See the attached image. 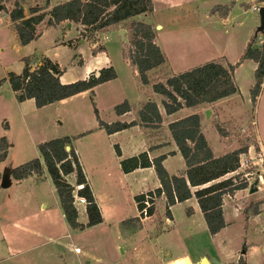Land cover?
<instances>
[{"label":"rangeland","instance_id":"obj_1","mask_svg":"<svg viewBox=\"0 0 264 264\" xmlns=\"http://www.w3.org/2000/svg\"><path fill=\"white\" fill-rule=\"evenodd\" d=\"M14 1L0 0V137L5 136L9 143L7 157L0 162V260H4L1 264H166L183 254L190 255L194 264H237L241 256L246 264H264V189L250 193L248 187L237 191L236 197L224 195L229 226L212 235L201 211H187L192 208V203L171 206L173 223L169 224L163 196L155 198V213L142 217L141 229L124 232L121 222L140 215V211L132 192L120 178L114 154L109 150L104 151V166L110 171L109 175L105 172L92 174L85 162L104 213L103 222L97 225L83 229L68 225L47 172L42 173V177L32 175L20 181L12 177L11 185L2 187L6 169L40 156L39 143L76 134L97 124L91 96L100 107L101 116L109 121L115 103L124 98L131 102L145 101V91L147 87L151 88L138 80L124 56L130 37L128 23L107 32L90 34L84 33L85 27L78 23L62 22L44 28L38 38L21 45L9 16ZM64 1L50 0V5ZM152 2L153 11L141 18L153 25L155 41L167 58L163 66L150 73L152 83L165 81L169 75L208 61L223 63L221 59H227L235 63L252 37L258 36L257 45L263 39V34L256 32L260 15L253 6H263L264 0ZM227 3L231 4L228 15L220 16L215 7ZM36 4L45 12L51 7H46V0H23L26 16H30V9ZM121 29H124V38ZM101 46L106 47L105 54L94 55L93 49ZM24 57L31 58L32 68H36L44 57L58 62L64 70L63 79L70 81L87 77L99 65H110L106 63L109 58L118 76L98 85L94 88L95 93L86 90L37 107L32 98L19 100L8 82L10 72L21 73L23 70ZM255 67L253 60L245 59L235 68L234 80L239 88L236 94L181 111L182 115L196 112V109L200 112L202 131L217 156L251 144L252 151L241 155L249 164L240 165L234 172L240 177L249 172L250 181L258 169L264 173V83L253 104L250 89L254 84ZM207 109L210 113H206ZM217 122L230 132L228 142L221 139L215 127ZM97 134H87L76 141V149L85 161L89 139ZM116 140L122 146L128 143L125 133ZM184 166L181 155L167 162L168 170L173 173ZM68 179L74 182L72 176ZM83 206L77 204L78 219L85 223L87 217ZM256 208L259 214L254 213ZM253 215L261 217L255 230L250 228ZM244 249L246 254L242 252ZM174 262L182 263L183 258Z\"/></svg>","mask_w":264,"mask_h":264},{"label":"trees","instance_id":"obj_2","mask_svg":"<svg viewBox=\"0 0 264 264\" xmlns=\"http://www.w3.org/2000/svg\"><path fill=\"white\" fill-rule=\"evenodd\" d=\"M22 1L15 0L9 11L10 20L21 45L38 38L44 28L62 22L78 23L85 27L84 33L88 31L90 34L97 31L107 32L120 24L128 23L130 37L124 56L142 84H152L154 92L165 96L162 104L167 114L175 113L184 107L210 104L236 94L239 88L234 80V71L245 59H251L256 63L254 84L250 89L253 104L256 103L261 92L264 83V33L259 45L256 44L257 35L250 39L243 54L235 63L208 61L189 70L169 75L165 81L152 83L150 72L163 66L167 61L165 53L155 41L156 31L153 25L141 18L153 11L152 0H66L51 6L47 12L42 6L36 4L30 9V16L25 15ZM48 6H50V0H46V7ZM216 9L220 16L225 17L231 9V4H219L215 7ZM105 50L106 47L101 46L94 48L93 53L96 55ZM23 60L24 68L21 73L10 72L8 82L19 100L32 98L37 107H43L86 90L93 92L96 86L118 76L114 66L109 65L100 68L97 72H90L83 79L64 83L60 78L64 70L58 62L44 57L36 68H32L30 57H24ZM91 100L98 128L104 129L108 134L136 124L155 129L161 127L162 116L155 101L149 100L142 104L137 111L138 121L106 122L101 118L93 96ZM131 110L132 105L127 99L114 106V111L118 115ZM215 127L223 141L228 142L230 132L220 122L215 123ZM169 130L185 161V168L177 174H170L164 165L166 154L150 158L148 152L143 151L137 155L122 158L120 165L124 173L132 172L137 168L153 167L160 186L153 191L148 190L134 197L140 215L123 220L121 228L124 232L141 229L142 217L152 216L155 213L154 203L157 197H165L166 213L170 217L171 206L185 202L194 195L208 230L214 235L228 225L223 211L224 195H234L237 191L249 187L248 181L241 179L238 173L225 176L240 167L241 155L248 152L251 144H245L217 156L202 131L199 113L171 122ZM90 131L54 137L41 142L38 145L39 157L11 168L12 177L18 181L32 175L40 176L46 169L58 193L64 217L72 228L83 229L103 221L100 207L74 145L77 138ZM8 146L7 138L0 137V162L6 159ZM257 149L259 150L258 147ZM115 151L118 156H121V150L117 144ZM71 176L74 182L69 181L68 178ZM79 184H83V187L77 190L76 186ZM193 187L198 188L193 191ZM154 192L155 198H150L151 205L147 209V214L144 215L141 211L145 206L146 195L152 197ZM76 196L84 197L86 200L84 205L87 221L85 223L78 219L80 213L75 203ZM187 211H192V208H188ZM256 212H258L257 208L254 210V213ZM242 252L245 254L246 250ZM237 264H246L243 256Z\"/></svg>","mask_w":264,"mask_h":264},{"label":"crops","instance_id":"obj_3","mask_svg":"<svg viewBox=\"0 0 264 264\" xmlns=\"http://www.w3.org/2000/svg\"><path fill=\"white\" fill-rule=\"evenodd\" d=\"M50 6H52V5H50ZM105 52H106V50L102 51L101 53H98V55L99 54H105ZM221 60H224L223 61L224 64L231 63V62L227 61V59L226 60L225 59H221ZM106 63L111 65V60L109 58H106ZM106 66H109V65H106ZM102 67H104V66H102ZM102 67H101V65H99L98 68L93 70V71L97 72ZM90 72H92V70ZM62 76L63 75H61V77H60L62 82H64V83L71 82L70 80L63 79ZM108 82H105L103 84H106ZM148 85H151V88L149 89L147 87L148 90H147V92L145 91V93L147 95V99L145 101H139L138 100V102H131V101L128 100V98H124L123 100L127 99L131 103L132 110L128 111L126 113H123L121 115H118V114L115 113V111H114V106L116 104L115 103L113 105L114 114L111 115L110 119H108L109 121L105 120L101 116L100 107H97V108H98V111H99V114H100L101 118L104 121H106V122H113V121H118V120L119 121H123V122H131L133 120L138 121L137 120L138 119V116H137L138 109L142 106V104L144 102L152 100V101H155L157 103L159 111H160L161 116H162V123H161V127L160 128L155 129V128L143 126L141 124H136V125H133V126H131L129 128H126V129H123V130L108 134L104 129L98 128V122L96 120L97 124L95 126H92L90 128L84 129V130H82L79 133L72 134V135H77V134H80V133H84V132H86L88 130H91L90 132L82 135L81 137L77 138L74 141V145H75V148H76V141L78 139H81L83 136H87V134L93 135L94 133H98L97 134L98 136L96 135L93 138L89 139V145L90 146H88V148H87V154L88 155L85 157L86 161L82 157L81 153L79 151H77V149H76V151L78 153L80 162H81V164L83 166V169L85 171V174L87 176L88 182H89V184L91 186V189H92V191L94 193L96 201H97V203H98V205L100 207L102 215L104 213H103V210H102L101 205L99 203L98 193L96 191L95 184L91 180V177H90L89 172H88V167H87L85 162H88L89 170H90V172L92 174H94V173L96 174L97 172H100V173L101 172H105V173H107V175H109L110 171L108 169H105V166H104V161H105V157H106V156H104V151L105 150H109L111 153L114 154V160L116 162L117 167L119 168V176H120V178L123 180V182H125L127 188L132 192V195L134 197L137 194L142 193L145 190L146 191L155 190L156 188H158L160 186V182H159V180H158V178L156 176V173H155L153 167L137 168V169H135L132 172L124 173L122 171V169H121L120 160L122 158H127V157H130V156L137 155V154H139V153H141L143 151H147L150 158H153V157H156V156H159V155H162V154H166V158L164 160V165H165L166 169L168 170L167 162L169 161V159L177 157L178 155H181L180 152L178 151L177 145H176V143H175V141H174V139H173V137H172V135L170 133L169 124L171 122L175 121V120H178L180 118H183V117H185L187 115H190V114H193V113H199L200 114V112L196 109V112H192V113H188L186 115H182L181 111L185 107L180 109V110H178V111H176L175 113L167 114L165 109H164V106L162 104V102H163V100L165 98L159 97V95H161V94L156 93V92L153 91L152 84H148ZM148 85H145V86H148ZM96 88H97V86L95 87V89ZM94 93H95V91H94ZM156 98H158V99H156ZM32 100L34 101V99H32ZM157 100H159V101H157ZM29 101H30V99H29ZM22 103H23V101H22ZM96 106H97V104H96ZM95 118H96V116H95ZM123 133H125L126 138H128V141H127L128 143H127L126 146L125 145L122 146V144L120 142H117V140H116V138L118 136H120L121 134H123ZM97 137H101V138H97ZM116 144L119 146V148L121 150V156H118L116 154V151H115V145ZM261 150H262V148H261ZM248 151L250 153L252 151V148H249ZM171 152H174V153L172 154ZM107 157H109V156L107 155ZM184 168H185V166L184 167H180L179 169H177V173L180 170L184 169ZM46 172H47V170L45 169L43 174H45ZM169 173L170 174H177V173H173L172 171H169ZM33 176L34 177H38L37 175H33ZM40 177H42V176L40 175ZM197 188L198 187H193L192 190L194 191ZM237 195L238 194H234L235 197ZM194 199L196 200V203L194 202ZM182 203H192L191 207H192L193 213H197L198 210L201 211L200 207H199V204L197 202V199L195 198L194 195L191 198L187 199L185 202H182ZM136 206H137V202H136ZM83 207H84L83 210L85 212V205ZM223 211H224V217H225L226 221L228 222L227 226H229V217L227 215L226 205L224 203H223ZM255 214H259V213H255ZM167 219H169V224L173 223V221L170 220L171 217H166V220ZM260 219H261L260 215H253L250 218V222L252 223L250 225V228L252 230H255V228L257 226L255 224ZM103 220H104V218H103ZM263 250H264V247H263ZM245 254H246V252H245ZM202 257L203 256H201L200 258H202ZM180 258H188L190 260V263L194 264L192 258L188 254H183V255H180V256L173 257L172 259L168 260L166 262V264H168L171 261L180 259ZM2 262H4L3 258L0 260V264Z\"/></svg>","mask_w":264,"mask_h":264},{"label":"built area","instance_id":"obj_4","mask_svg":"<svg viewBox=\"0 0 264 264\" xmlns=\"http://www.w3.org/2000/svg\"><path fill=\"white\" fill-rule=\"evenodd\" d=\"M260 9V7L258 5H255L253 6V10H256L258 11ZM252 157V156H251ZM253 160V157L251 158ZM252 163V162H250ZM249 164V161L247 158L245 159H242L241 157V161H240V165L241 166H244V165H248ZM230 174H234V172L230 173ZM239 174V173H238ZM249 172L247 173H244L242 177H240L241 179H243L245 177V179H247L248 183H249V186L254 183V182H257L256 183V186L258 187V189H264V173L260 171V169H258L256 172H255V177H252L253 180L250 181V178L249 177ZM83 187V184H79L76 186V189L79 190ZM153 191V190H152ZM150 198H155V192L154 194L152 195V197L150 195H146V199L144 200V203H145V206L143 208V210L141 211L142 214L146 215L147 214V209L148 207L151 205V201H150ZM75 203L76 204H85L86 203V200L84 197H78L76 196V200H75Z\"/></svg>","mask_w":264,"mask_h":264},{"label":"water","instance_id":"obj_5","mask_svg":"<svg viewBox=\"0 0 264 264\" xmlns=\"http://www.w3.org/2000/svg\"><path fill=\"white\" fill-rule=\"evenodd\" d=\"M0 8L2 9V5L0 6ZM259 15H260V25L258 26L256 32H261L262 34L264 33V5L260 7L259 9ZM69 25H71V23L69 22ZM121 34L124 38V29H121ZM206 113H210V110H206ZM67 149H69V147H67ZM12 183V171L11 169H6L3 176H2V187L6 188L8 186H10ZM257 182L252 183L249 186V192L250 193H254L256 191H258V187L256 186ZM220 264V263H219Z\"/></svg>","mask_w":264,"mask_h":264},{"label":"bare ground","instance_id":"obj_6","mask_svg":"<svg viewBox=\"0 0 264 264\" xmlns=\"http://www.w3.org/2000/svg\"><path fill=\"white\" fill-rule=\"evenodd\" d=\"M182 260V259H181ZM174 261L169 262L168 264H176ZM177 264H190V260L188 258H183L182 263H177Z\"/></svg>","mask_w":264,"mask_h":264}]
</instances>
